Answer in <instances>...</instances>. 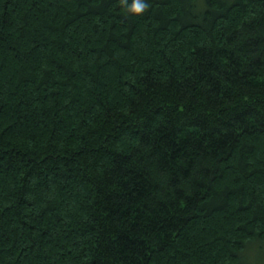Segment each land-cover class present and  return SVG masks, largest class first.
<instances>
[{"label": "trees", "instance_id": "1", "mask_svg": "<svg viewBox=\"0 0 264 264\" xmlns=\"http://www.w3.org/2000/svg\"><path fill=\"white\" fill-rule=\"evenodd\" d=\"M249 245L264 0H0V264H251Z\"/></svg>", "mask_w": 264, "mask_h": 264}, {"label": "clouds", "instance_id": "2", "mask_svg": "<svg viewBox=\"0 0 264 264\" xmlns=\"http://www.w3.org/2000/svg\"><path fill=\"white\" fill-rule=\"evenodd\" d=\"M150 0H120L122 11L126 15L140 16L149 7Z\"/></svg>", "mask_w": 264, "mask_h": 264}, {"label": "rangeland", "instance_id": "3", "mask_svg": "<svg viewBox=\"0 0 264 264\" xmlns=\"http://www.w3.org/2000/svg\"><path fill=\"white\" fill-rule=\"evenodd\" d=\"M256 245H249L247 246L246 250L244 251V257L247 258V260H249V263H253V264H257V261L260 262L259 264H263L264 263V253L262 251L261 256H257V252H256Z\"/></svg>", "mask_w": 264, "mask_h": 264}]
</instances>
